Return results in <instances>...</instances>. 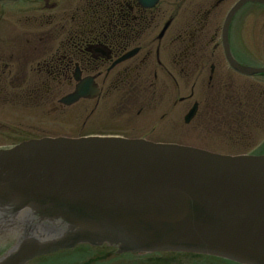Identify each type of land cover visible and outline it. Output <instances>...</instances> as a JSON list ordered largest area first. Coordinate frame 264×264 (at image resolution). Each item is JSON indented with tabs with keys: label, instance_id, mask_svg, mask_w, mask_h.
<instances>
[{
	"label": "flooded vegetation",
	"instance_id": "af4514ba",
	"mask_svg": "<svg viewBox=\"0 0 264 264\" xmlns=\"http://www.w3.org/2000/svg\"><path fill=\"white\" fill-rule=\"evenodd\" d=\"M242 1L0 0V148L112 135L263 155L264 84L225 57L227 43L253 66L254 4L223 31ZM15 115L33 123L6 121Z\"/></svg>",
	"mask_w": 264,
	"mask_h": 264
},
{
	"label": "water",
	"instance_id": "95a60500",
	"mask_svg": "<svg viewBox=\"0 0 264 264\" xmlns=\"http://www.w3.org/2000/svg\"><path fill=\"white\" fill-rule=\"evenodd\" d=\"M5 230L17 241L0 264L79 244L264 264V157L118 138L25 142L0 150Z\"/></svg>",
	"mask_w": 264,
	"mask_h": 264
},
{
	"label": "rangeland",
	"instance_id": "374dc122",
	"mask_svg": "<svg viewBox=\"0 0 264 264\" xmlns=\"http://www.w3.org/2000/svg\"><path fill=\"white\" fill-rule=\"evenodd\" d=\"M258 22H257V30H259L262 34H260V36L257 38V42H256V46L255 43L254 45H252L251 49L249 48V51L246 53L245 52V44H243V37H241L240 41H239V45L237 44V47L239 49L238 53H246V55H248L250 58L248 62H252L251 64L253 66H261L262 68H264V12H261L258 15ZM262 28V29H260ZM243 30H244V26H243ZM261 39L263 41V46L261 44ZM256 48V49H254ZM255 51H254V50ZM259 84L263 85L264 82H259ZM258 85V84H257ZM16 117L13 118H7L6 121L10 122V120H14L11 121L17 123L18 125H22L23 123H28V124H32L33 121H28V120H33L31 119L29 116L22 118V116L19 115H15ZM16 119V120H15ZM46 119H40L39 121H45ZM260 138V136H259ZM97 257V259H92L93 261L91 262L92 264H162L161 262L157 261V260H152L150 262L147 263V259H141L140 261H136V260H132V258L128 257V258H122V259H115V261H113L112 258H107V259H103L101 261H98L100 258L97 255H93V256H89L88 258H95ZM88 258H82L81 262H78L76 264H85L84 261H90ZM164 264H232L230 262H226L224 260H219L216 258H211V257H200L199 260H194L191 259L190 256H185V255H181L178 258H169L168 257H164ZM97 261V262H96ZM133 262V263H131ZM89 262V264H91ZM88 264V263H87Z\"/></svg>",
	"mask_w": 264,
	"mask_h": 264
},
{
	"label": "trees",
	"instance_id": "16d2710c",
	"mask_svg": "<svg viewBox=\"0 0 264 264\" xmlns=\"http://www.w3.org/2000/svg\"><path fill=\"white\" fill-rule=\"evenodd\" d=\"M81 250H84L85 252H89L87 249H81ZM65 255L68 254L54 255L41 260L38 264H62V263L70 264L71 263L70 260Z\"/></svg>",
	"mask_w": 264,
	"mask_h": 264
}]
</instances>
